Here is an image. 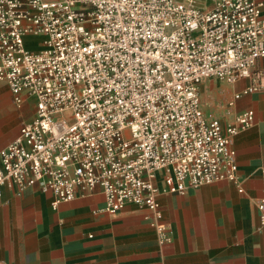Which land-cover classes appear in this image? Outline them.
Returning a JSON list of instances; mask_svg holds the SVG:
<instances>
[{"label":"built area","instance_id":"built-area-1","mask_svg":"<svg viewBox=\"0 0 264 264\" xmlns=\"http://www.w3.org/2000/svg\"><path fill=\"white\" fill-rule=\"evenodd\" d=\"M210 1L0 0V81L15 105L35 107L0 151V198L5 186L39 185L55 210L99 190L106 213L146 209L164 245L160 194L221 181L242 193L233 140L254 112L223 128L203 112L199 85L249 79L235 99L260 88L263 4ZM257 208L264 227V199Z\"/></svg>","mask_w":264,"mask_h":264},{"label":"crops","instance_id":"crops-1","mask_svg":"<svg viewBox=\"0 0 264 264\" xmlns=\"http://www.w3.org/2000/svg\"><path fill=\"white\" fill-rule=\"evenodd\" d=\"M257 1L264 15V0ZM196 5L209 9L211 1L196 0ZM34 40L26 37L28 49L34 48ZM249 85V79L199 85L203 112L223 128L243 112H254L253 127L233 140L242 193L236 184L221 181L184 195L160 194L161 222L171 241L159 245L146 209L127 204L115 214L106 213L99 190L53 210L51 192L39 185L23 191L5 186L0 264H264V227L257 208L264 199V81L256 92L234 98ZM202 90L211 99L207 110ZM34 114L32 98L15 105L8 85L0 81V151Z\"/></svg>","mask_w":264,"mask_h":264},{"label":"rangeland","instance_id":"rangeland-1","mask_svg":"<svg viewBox=\"0 0 264 264\" xmlns=\"http://www.w3.org/2000/svg\"><path fill=\"white\" fill-rule=\"evenodd\" d=\"M34 46L36 48H39L40 47V45H39V38H36V40H34ZM29 49H31V48H29ZM210 103H211L210 97L208 95H206L205 92L202 90V105H203V108L205 110L209 109V107L211 105Z\"/></svg>","mask_w":264,"mask_h":264},{"label":"bare ground","instance_id":"bare-ground-1","mask_svg":"<svg viewBox=\"0 0 264 264\" xmlns=\"http://www.w3.org/2000/svg\"><path fill=\"white\" fill-rule=\"evenodd\" d=\"M32 38H35V37H32ZM36 39V38H35ZM33 45H34V43H33ZM35 48V49H34ZM34 48H31V49H34V50H38L39 48H36L35 46H34Z\"/></svg>","mask_w":264,"mask_h":264}]
</instances>
